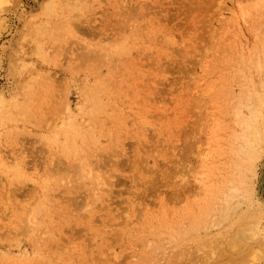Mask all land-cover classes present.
<instances>
[{
    "label": "rangeland",
    "instance_id": "1",
    "mask_svg": "<svg viewBox=\"0 0 264 264\" xmlns=\"http://www.w3.org/2000/svg\"><path fill=\"white\" fill-rule=\"evenodd\" d=\"M250 1L10 0L0 10V264H231L227 246L210 259L175 243L199 209L218 206L202 164L227 161L218 152L237 75L264 52V8ZM69 118L92 142L103 188L69 181L78 159H53L45 139ZM248 184L264 203V151Z\"/></svg>",
    "mask_w": 264,
    "mask_h": 264
},
{
    "label": "bare ground",
    "instance_id": "2",
    "mask_svg": "<svg viewBox=\"0 0 264 264\" xmlns=\"http://www.w3.org/2000/svg\"><path fill=\"white\" fill-rule=\"evenodd\" d=\"M9 2L10 0H0V10ZM250 4L252 5L253 9L256 11H258V8L260 9L264 8V0H252ZM52 6L53 5L51 1L45 4V10L43 12L44 16L50 17L53 14ZM243 6L245 8V5ZM239 7H241V5H239ZM244 8L243 10H241L242 13H239L242 16L247 15L249 13V11ZM248 16L250 17L249 14ZM245 17L246 16H243V18ZM55 24L53 25L51 23V25L53 26H56ZM37 30L36 33L39 32ZM40 47L41 45L38 44V42L36 41L33 53L38 54L40 52ZM42 49L44 48L42 47ZM255 56H256L255 59H253L252 61L251 59L250 62L249 60L247 61L249 62L247 65L248 66L247 70L242 72L241 75H237L240 76L239 78L241 84V89L239 93L240 96L239 99H237V101L231 107H229L227 111L229 113L227 114V116L229 115L231 121L228 122L227 124H224L229 128H227L226 131L225 145L223 148H220V152H218L219 155H223L227 161H225L224 163L221 162V163L202 164L204 167L206 166L205 167L206 178L208 179L212 178L213 181L216 182L215 184H211L206 188L205 197L207 200L209 199V202L212 201L217 202L218 206L216 209L211 208V206L210 207L208 206V208L206 209L204 208V210L199 209V212L196 213L195 220L191 225V227L181 233H177L178 237L176 239V243L174 242L177 246L185 245L188 243L190 244L194 243L196 245H199L202 247V251L205 252V255L208 256L209 258L213 253H215V250H218L219 253L224 255V252H228V250L224 249V246H227L230 253L229 254L230 259L229 257L228 259L230 260L231 264L232 263L259 264L264 259V203L255 198V195L248 184V177L251 174L254 175L255 164L264 151V52ZM7 105L8 104L6 98L3 95H0V122H3V118L7 114V109H8ZM65 107H68L66 106V103H65ZM79 111L81 110L79 109ZM86 121L84 122L86 123ZM212 130L213 129H211V131ZM208 138L209 137L207 136V139ZM45 142H47V144H49L54 150L53 159L56 160L57 162L60 161L61 159H68V158L78 159V161L75 162V173L67 177L69 181L71 179L78 180L87 177L90 178L91 180L94 179L93 180L95 181L94 185L91 187L94 190L96 188L97 189L103 188V186L99 187V185L106 186L105 184L107 183L106 182L107 176L105 174L104 175L106 177L103 176V173L99 174V172L95 173L94 171L93 174L92 172L91 163L93 161H91V151H90L92 142L89 139H87L85 135L82 134L77 127L73 125L72 118H69L68 121H63V122L61 121L60 126L58 125L56 128L54 127L53 132L46 137ZM110 153H113L112 156L115 155V152L113 150ZM94 155L96 156V153ZM10 162L13 161L11 160ZM1 164L3 163L0 161V165ZM203 176L197 178V180H199L200 178H204ZM108 182H109V178H108ZM228 187L229 189L226 190ZM41 189L44 190L43 187ZM161 200L159 199V201ZM234 200H241V201L238 202V204H234L233 203ZM241 204L242 205L244 204L246 208L241 212H237V210L239 209V205ZM210 214H213L214 219L211 222L210 221L206 222ZM26 220H24L25 223ZM26 225L28 226L29 223ZM213 226L215 227L221 226L222 230L218 233L215 232L214 234H210L209 230ZM31 228L28 229L30 230ZM27 232L29 231L27 230ZM171 244L168 245L172 247ZM172 249L174 248L172 247ZM198 249L199 248H197L196 251L200 250ZM200 254L203 255V253ZM226 254L227 253H225V255ZM202 258L203 257H201V259ZM216 258L218 257L216 256ZM210 259H207V262H210L211 261ZM204 264L207 263L205 262Z\"/></svg>",
    "mask_w": 264,
    "mask_h": 264
}]
</instances>
